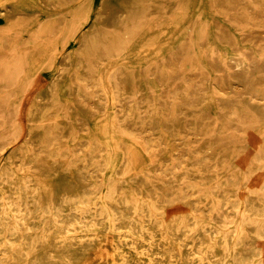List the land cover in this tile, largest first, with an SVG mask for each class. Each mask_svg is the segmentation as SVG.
<instances>
[{"label": "bare ground", "instance_id": "6f19581e", "mask_svg": "<svg viewBox=\"0 0 264 264\" xmlns=\"http://www.w3.org/2000/svg\"><path fill=\"white\" fill-rule=\"evenodd\" d=\"M160 1L10 3L0 40L33 17V6L57 18L40 23L30 47L10 39L0 45L9 51L8 70H0V146L22 134L18 112L35 74L29 68H52L27 111L23 140L0 151V264L85 263L91 249L97 253L90 264H129L124 247L150 256V245L177 254L160 253L159 264H260L263 134H249L256 159L248 161L228 130L232 79L208 55L214 49L239 71L240 86L254 85L249 72L263 61L264 47L249 54L242 29L263 33L264 22L251 27L229 0H181L178 7ZM252 4L264 10V0ZM66 13L72 15L63 23ZM62 25L54 56L45 44L34 47ZM179 74L194 76L173 82ZM173 194L171 204L159 206ZM101 229L114 230L111 240L97 234Z\"/></svg>", "mask_w": 264, "mask_h": 264}, {"label": "rangeland", "instance_id": "374dc122", "mask_svg": "<svg viewBox=\"0 0 264 264\" xmlns=\"http://www.w3.org/2000/svg\"><path fill=\"white\" fill-rule=\"evenodd\" d=\"M12 1L13 0H0V33H2L6 27L5 17L9 16L11 13L12 8L10 6V3ZM49 1H51L52 4H57L59 0H49ZM99 1L100 0H81L78 8H83L86 5L91 6V8H95L98 5ZM151 1L155 2V0H151ZM252 1L253 0H246L244 2H239L238 0H229V5L232 9L237 8V6L242 8L243 21L250 24L251 27H252V24L255 25V24H260L264 22V10H262L261 13L256 12L252 8L253 6ZM157 4L162 7H172V6L178 7L179 5H181V0H161ZM31 9L33 12L32 13L33 17L27 22L21 20L17 22V24L15 25V30H18L20 33L18 31L16 32L14 31L13 33L11 32L5 33V35L2 36V39H1L2 41L0 40V45L2 43L4 44L5 41H8L10 39L14 41L13 45L16 48L30 47L31 46L29 44L31 41L30 37L32 34L38 33L39 31L38 27L40 26V23L52 22L55 20V18H57L56 15L48 17L45 13L37 9L35 6H33ZM233 13L234 11L231 10V14ZM149 14H151V12L147 13V15ZM231 14L228 15L227 19L229 21H234L235 18ZM60 15H63V14H60ZM64 15L67 16L68 20L65 19L66 16H63V23L68 22L72 14L66 13ZM142 20H146V18L143 17ZM202 20H203L202 18H198V17L197 19H195L196 22L197 21L200 22ZM34 21L37 24L30 25V23H33ZM64 31H65V27L63 25L55 27V28L53 27L52 29L51 28L48 29L47 32H45L42 35V39H44V41H41V42L37 41L36 44H34L35 45L34 47L41 49V46L39 44L41 45L45 44L46 46L45 48H47V52H46L47 56H50L51 58L52 56L56 54L58 47H60V43L64 39ZM242 32H244L243 36L246 41L244 46L246 47L249 54L251 53L252 48L259 49V48L264 47V32L260 33L255 30H250L247 28L245 30L242 29ZM72 45L73 43H67L68 49L72 48ZM209 52H210V54L208 55L209 63L212 66L217 67V68L222 67V66H227L225 67L226 72L224 73V76L227 75V78L232 79V82H233L232 93H231L232 101L229 107H227V110L230 111V113L228 112L229 113L228 116L231 119L229 121L230 123L228 127L229 133L233 134L235 141L239 142V144L244 145V149L242 150L243 152L242 156L246 158L248 161L255 160L256 154H253L255 153V151L253 150V146H252L253 143H252V140L250 139L249 134L254 133L256 130H260V132L263 134V141H264V115L256 114L252 110L251 106L253 104L255 107H260L261 109L264 110V96H260V94H258L259 89H264V59H262L263 61L260 60L259 67L256 71L249 72L250 75H253L252 79H253V82L255 81L254 85L248 84L245 86H240L239 80L241 78V75H240L241 73H239V71H237L231 65H228V63L225 62L224 59L220 57L216 53V51H214V49ZM8 55H9V51L7 49L5 51L0 50V70L3 69L4 63L8 60L7 58ZM68 63L69 65L71 64L70 60H68ZM15 69H18V68H15ZM51 69L52 68L47 67L46 65L31 66L29 68L30 71H35V74L32 78V82L29 84L28 88H26L25 91L23 92L21 107L18 112L20 123L23 124L22 134L19 135L14 140L10 141L7 145L0 146V151L2 150L4 153H7L11 148L16 146L23 140V137L25 136V132H26L25 130H26L27 111L29 107H31L32 100L34 98V95L37 93V91L45 87L50 82L51 74H52ZM252 69L254 70L255 67L254 68L252 67ZM5 70H8V68H5ZM193 76L189 75L185 77V75L179 74L175 78V81L173 82L178 83L179 81H181V78H192ZM170 81L172 82V80ZM173 82L172 84H174ZM93 87H92L91 93H93V96L99 97L100 92L96 89L94 90L95 87L94 88ZM179 100L182 101L181 99ZM185 105L188 106V104H185ZM90 106L93 107L92 103ZM235 112L238 115L234 117ZM36 144H37L36 150H38V152L40 153L41 151L39 150L42 149L41 147L42 142L39 141ZM82 144L83 143L80 141L75 144L76 154H78V152L80 151ZM253 164H259V163L254 162ZM244 172L247 174L250 172L249 166L245 168ZM254 183L255 182L253 179L248 180L247 187H251V185H254ZM186 193H187L186 191L185 192L182 191L181 194H182L183 199H185V197L188 196V194ZM244 195L245 196L250 195L248 190H246V193ZM171 196L167 198H162L161 199L162 201L159 204V206L164 205V204H168V205L171 204L172 203L171 200L172 199L175 200V197H174L175 194ZM142 205L143 207H145L146 202H142ZM114 209H119V208H114ZM96 232L97 234L105 238L106 240H111L114 230H108V229L102 230L101 229V230H97ZM148 250L150 251V256H148V254L146 253L137 255L136 253H133L127 247H124L121 253H123L125 256H127L130 259L131 262L129 264H159L160 260H158L157 257L160 255V253L165 252L168 255H172V256L177 255L174 251H172L168 247H165L164 249V247L158 246L155 250L150 245ZM96 253L97 252L94 249L89 250L88 253L85 254L84 256L86 262L85 263L79 262L78 264L92 263V261L95 258ZM261 254H262L261 255L262 259H261L260 264H264V250L262 251Z\"/></svg>", "mask_w": 264, "mask_h": 264}]
</instances>
